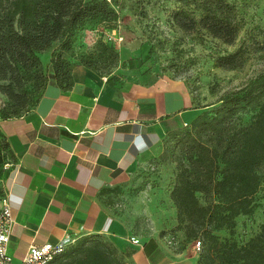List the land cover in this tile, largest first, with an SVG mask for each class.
<instances>
[{
	"label": "trees",
	"instance_id": "1",
	"mask_svg": "<svg viewBox=\"0 0 264 264\" xmlns=\"http://www.w3.org/2000/svg\"><path fill=\"white\" fill-rule=\"evenodd\" d=\"M118 6V0H0V120L29 113L50 85L71 90L78 65L102 77L103 70L111 75L118 55L113 49L106 55L104 43L80 64L66 54L73 50L75 35L87 26L114 30ZM172 21L186 35L204 34L231 47L242 30L230 0H179ZM44 53L51 55L49 68L41 60ZM245 62L239 50L219 57L217 66L234 71ZM217 104L197 116L178 139L170 198L179 226L187 222L188 237L204 241L197 264H264V230L244 246L220 241L214 234L232 230L240 216L254 214L257 196L264 192V73ZM243 112L252 114L247 125L239 121ZM0 139L16 162L1 129ZM7 195L0 192V204ZM124 258L110 242L95 237L79 240L51 264H127Z\"/></svg>",
	"mask_w": 264,
	"mask_h": 264
},
{
	"label": "crops",
	"instance_id": "2",
	"mask_svg": "<svg viewBox=\"0 0 264 264\" xmlns=\"http://www.w3.org/2000/svg\"><path fill=\"white\" fill-rule=\"evenodd\" d=\"M50 60L49 53L46 68ZM72 78L71 90L50 85L29 113L0 120L16 158L7 185L14 221L10 254L20 260L32 245L101 237L129 264H187L184 253L136 233L101 192L153 153L166 126L195 119L190 98L174 86L116 90L82 65Z\"/></svg>",
	"mask_w": 264,
	"mask_h": 264
},
{
	"label": "rangeland",
	"instance_id": "3",
	"mask_svg": "<svg viewBox=\"0 0 264 264\" xmlns=\"http://www.w3.org/2000/svg\"><path fill=\"white\" fill-rule=\"evenodd\" d=\"M230 2L236 6L242 25L232 47L204 34L186 35L180 31L172 21L179 0H118L116 28L110 31L105 25L87 26L75 35L73 50L66 57L80 64L83 58L100 51L98 46L104 43L106 49L101 50L106 55L111 49L118 55V66L111 75L101 71L105 78L112 79L110 83L116 90L133 86L163 90L178 87L190 98L189 109L196 110L199 116L264 73V0ZM239 50L246 57L240 69L227 71L217 66L219 57ZM48 55L42 54L44 64ZM238 117L247 125L252 114L243 112ZM191 123L166 126L153 153L122 172L111 187L101 192V197L136 233L159 239L170 249L184 253L189 260L187 264H197L204 251V241L188 237L187 222L179 226L177 209L170 198L176 183L177 142ZM12 157L0 139V192L3 194L15 168ZM256 200L258 207L254 214L240 216L232 230L214 233L220 241L230 240L244 246L263 232L264 192ZM198 242L200 249H197ZM124 261L129 264L127 259Z\"/></svg>",
	"mask_w": 264,
	"mask_h": 264
},
{
	"label": "built area",
	"instance_id": "4",
	"mask_svg": "<svg viewBox=\"0 0 264 264\" xmlns=\"http://www.w3.org/2000/svg\"><path fill=\"white\" fill-rule=\"evenodd\" d=\"M13 223L12 210L7 196L0 204V264H51L74 242L73 240H62L57 244L32 245L22 259L15 260L9 252ZM131 241L135 245H140V241L135 237L131 238ZM200 246L201 243L198 242L197 249H200Z\"/></svg>",
	"mask_w": 264,
	"mask_h": 264
}]
</instances>
